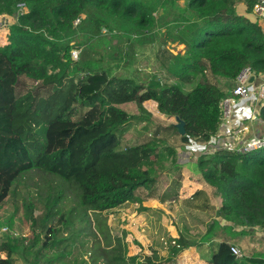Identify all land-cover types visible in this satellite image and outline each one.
<instances>
[{"label":"trees","instance_id":"1","mask_svg":"<svg viewBox=\"0 0 264 264\" xmlns=\"http://www.w3.org/2000/svg\"><path fill=\"white\" fill-rule=\"evenodd\" d=\"M171 1L181 0H0L6 21L0 27V214L35 170L62 178L77 192L67 195L64 184L53 180L57 186L38 195V207L25 203L28 244L7 237L0 264H16L21 250L27 264H181L178 256L199 245L179 235L170 239L167 257L157 251L132 256L125 237L116 236L112 245L107 215L160 198L172 172L163 164L167 153L212 144L223 124L228 86L245 67L264 76V31L237 12L241 3L253 12L259 0H188L189 18L166 29L184 51L160 48L162 77L116 76L102 59L73 58L86 43H106L103 29L138 37L156 32L158 16ZM19 4L26 10L20 16ZM151 102L174 123L123 147L134 123L150 122L142 113ZM126 104L141 114L122 109ZM259 114L264 121V104ZM174 138L180 146L166 145ZM198 167L221 197V217L264 229V149H221L200 157ZM213 231L208 243L216 240ZM231 246L221 242L210 264H264L237 258Z\"/></svg>","mask_w":264,"mask_h":264},{"label":"rangeland","instance_id":"2","mask_svg":"<svg viewBox=\"0 0 264 264\" xmlns=\"http://www.w3.org/2000/svg\"><path fill=\"white\" fill-rule=\"evenodd\" d=\"M187 1H171L162 14L159 12V29L152 34L138 37L133 33L124 35L117 30L110 34L109 30L103 29V35L106 34L108 38L106 43L100 41L97 44H84L82 49L75 51L78 53V58L74 60L102 59L106 67L113 68V75L116 76H126L137 80H148L154 76L162 77L160 48L166 47L175 55L183 53L180 52L184 48L183 45L180 47L172 45L165 31L168 25L183 22L189 18V12L186 9ZM5 22L0 18L2 29ZM2 39L4 41V36ZM78 43H82V41H78ZM256 95L257 92H254L253 100H256ZM238 106L242 107V105ZM144 107L147 114L144 112L142 116L149 118L150 122L134 123L122 137L121 145L123 147L137 145L139 141L152 136L159 129L160 124L167 127L174 123L158 114L154 103L145 104ZM121 108L135 116L141 114L135 104H126ZM253 109L254 107L249 110ZM238 135L239 137H234V144H230L225 149L236 151L244 145L246 140H240L241 134ZM177 142V138H174L166 145L180 146ZM218 150H220L219 147L214 144H207L204 148L193 144L191 147L182 148L181 151L177 150V155L171 156L167 153L163 164L168 169H172L169 174L172 177V182L165 192V200L161 195L160 198L151 202L150 200L149 202L145 201L146 204H144L145 202L142 204L130 203L107 215L106 225L111 228L112 245L115 244L116 236L125 237L129 255L150 256L154 251H157L159 256L167 257L170 239H177L179 235H183L187 240L199 245L193 246L184 256H179L182 264L207 263L221 241L237 243L244 258L255 255V258L258 259L260 254H264V237L261 236L257 228L246 227L247 224H244L245 226L231 224L218 214L221 197L204 180L198 167L200 157L213 155ZM173 171L176 172L173 173ZM25 176L17 186L15 194L7 200L0 214V244L7 237L24 242L31 234L29 226L23 222L25 203H32L38 207V195L48 192L47 189L50 185L57 186L55 182L51 181L64 184L67 195L72 196L77 193L72 188V184L55 175L35 170ZM198 191H201L200 195ZM143 204L149 207V209L145 208L147 210L145 216L142 214ZM239 228H244V232H239ZM211 229H215L212 235L216 240L208 243L206 235ZM239 236L241 237L239 238ZM100 240L104 244L103 240ZM24 244L26 246L28 243L24 242ZM0 256L3 259L7 257L4 252H0ZM16 264H27L22 250L16 257Z\"/></svg>","mask_w":264,"mask_h":264},{"label":"built area","instance_id":"3","mask_svg":"<svg viewBox=\"0 0 264 264\" xmlns=\"http://www.w3.org/2000/svg\"><path fill=\"white\" fill-rule=\"evenodd\" d=\"M26 13L25 5L19 4L18 5V15H23ZM253 13H255L259 17H264V0H259L258 3L255 5L253 9ZM79 20L77 21V23ZM5 24V23H4ZM73 58H78V53L73 52ZM255 75V80L253 84L249 87L245 86L246 82L249 80L251 75ZM259 80V83L257 84V81ZM236 86L232 90L230 94H228L227 97H225L221 103V109H222V127L218 135L213 139V143L220 144L221 136H225L228 132V124H231L234 120L235 116V104L237 101H250L254 97V92H257L256 95V109L250 113V121H255L256 119H260V109L261 106L264 104V76L257 75L256 72L251 67H245L237 76L236 78ZM235 103V104H234ZM222 134L220 137L219 135ZM231 144V141H229ZM228 146V145H226ZM264 149V135H254L246 139V142L243 146L239 147L236 151L238 153H252L254 151H258ZM262 237H264V229L258 230ZM231 252L234 256L237 258H243V252L242 250L235 245L231 246Z\"/></svg>","mask_w":264,"mask_h":264},{"label":"crops","instance_id":"4","mask_svg":"<svg viewBox=\"0 0 264 264\" xmlns=\"http://www.w3.org/2000/svg\"><path fill=\"white\" fill-rule=\"evenodd\" d=\"M237 12L240 15H243V16L247 17L252 22L257 23L259 26L262 27V29L264 31V17H259L255 13L249 12L247 10V7H246V5L244 3H241V4L238 5ZM190 18L191 19H194V17L191 14H190ZM166 33H167L168 39H170L172 45H174V46L176 45V46H179V47L181 46L178 42H175V40L173 39V37L170 36V34L167 31H165V34ZM182 47H184V46H182ZM183 51H184V48H182L180 52H183ZM221 83L223 85L227 84V83H225V81H222ZM232 85L231 86H228L229 88H227L228 94H230L232 92V90L235 88L236 82L232 83ZM238 105H242V107H240ZM252 107H254V109L253 110H249ZM235 109H236V112H235L234 120H233V122L231 124H228L227 125L228 126L227 127L228 128V132L226 133L225 136H221L222 134L219 135V137L221 136L220 137L221 138L220 144L215 143V145L218 146L220 150L221 149H225V147H228L230 145V142L229 141H231V144H234V139H235L234 137L235 136L236 137H239V135H238L239 133L241 134L240 135L241 136V139L240 140H246L249 137L254 136V135H258V136L259 135H264V121L261 119V117H260V119H258V120L256 119L255 121L254 120L253 121H250L249 120L250 119V117H249L250 113L253 112L256 109V101L255 100L252 99L250 101H245V102L244 101H237L236 104H235ZM239 128H240V130H239ZM226 145H228V146H226ZM174 172H176V171H173V173ZM173 173H172V175H173ZM171 178L172 177L170 175V183L167 186V188L164 189L163 192H162V196H164V199L163 200H165V198H166V195H165L166 194L165 193L166 190L171 185V182H172ZM195 190H199V189L196 188ZM198 192H201V191H198ZM151 201H153V200H150V202ZM144 204H146V202ZM144 204H143V207L144 208H143V213L142 214L145 216V213L147 211V210H145V208L146 209H149V207L147 205H144ZM243 229L244 228H239V230L238 229L237 230L239 232H242V231L244 232ZM240 237L241 236H239V238ZM221 242H223V241H221ZM221 242H219V244ZM231 245L238 246V244L235 243V242L231 243ZM191 249H192V247L186 249L179 256H184L186 254V252L188 250H191ZM179 256H178V259H179ZM255 257L256 256L254 255V256H252L250 258L255 259ZM258 259L264 260V254H260V256H258ZM180 262H181V260H180ZM201 264H204V262H202ZM205 264H210V262L208 261Z\"/></svg>","mask_w":264,"mask_h":264},{"label":"water","instance_id":"5","mask_svg":"<svg viewBox=\"0 0 264 264\" xmlns=\"http://www.w3.org/2000/svg\"><path fill=\"white\" fill-rule=\"evenodd\" d=\"M255 77L256 76L254 74L251 75L249 80L246 82L245 86H247V87L251 86L255 80ZM177 127H178L180 134L185 135V133H186L185 124L183 122H180V123H178Z\"/></svg>","mask_w":264,"mask_h":264}]
</instances>
